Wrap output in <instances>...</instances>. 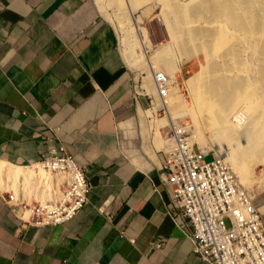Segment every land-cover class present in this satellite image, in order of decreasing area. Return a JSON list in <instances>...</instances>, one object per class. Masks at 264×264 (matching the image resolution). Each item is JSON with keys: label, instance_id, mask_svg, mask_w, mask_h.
<instances>
[{"label": "crops", "instance_id": "obj_1", "mask_svg": "<svg viewBox=\"0 0 264 264\" xmlns=\"http://www.w3.org/2000/svg\"><path fill=\"white\" fill-rule=\"evenodd\" d=\"M136 78L95 0H0V264H208L170 212L169 143L159 127L133 134L148 106ZM58 144L84 167L87 201L34 226L6 198Z\"/></svg>", "mask_w": 264, "mask_h": 264}, {"label": "bare ground", "instance_id": "obj_2", "mask_svg": "<svg viewBox=\"0 0 264 264\" xmlns=\"http://www.w3.org/2000/svg\"><path fill=\"white\" fill-rule=\"evenodd\" d=\"M144 1L124 0V3L133 14L135 7ZM157 1L162 2L172 45L156 49L154 55L151 53L152 61L145 51L140 52L149 67L159 64L171 78L165 92L167 117L157 118L154 126L158 129L165 122L163 126L176 124L178 115H189L193 122L189 128L191 138L209 143L211 147L207 145L206 150L219 154L243 186L259 185L264 177V0ZM107 3L118 9L123 7L121 0ZM127 14H123L122 21L128 20ZM132 20L135 21L133 15ZM133 27L122 29L120 41L127 62H139L141 66V54L138 52V58H133L131 47L146 48L147 38L145 32L132 31ZM172 46L197 62V70L184 78L189 103L180 98L175 71H181V63L175 64ZM149 89L152 91L153 87L147 86V92ZM256 168H261L262 176L253 175Z\"/></svg>", "mask_w": 264, "mask_h": 264}, {"label": "built area", "instance_id": "obj_3", "mask_svg": "<svg viewBox=\"0 0 264 264\" xmlns=\"http://www.w3.org/2000/svg\"><path fill=\"white\" fill-rule=\"evenodd\" d=\"M152 81L155 96L142 87L139 92L148 99V111L156 118L160 112L166 116L169 76L153 71ZM185 126L181 120L160 128L169 143L159 152L161 171L171 187L174 223L190 241L192 252L208 264H264V217L253 192L219 154L199 148ZM24 168L6 201L11 210L27 212L29 224H64L83 208L90 190L85 170L63 145L50 146Z\"/></svg>", "mask_w": 264, "mask_h": 264}, {"label": "rangeland", "instance_id": "obj_4", "mask_svg": "<svg viewBox=\"0 0 264 264\" xmlns=\"http://www.w3.org/2000/svg\"><path fill=\"white\" fill-rule=\"evenodd\" d=\"M95 1H96L97 5L99 6L100 10L102 11V13L104 14L106 20L109 22V24L115 30L119 50L123 56L125 63L130 68H132L133 72L136 73V75H137V78H136L137 81L135 84L137 86V91L139 92L140 88L142 87L147 92V90H146L147 86L149 88L153 87V89H151L152 91H150V89H149L148 92L150 93V96H155V94L151 93V92L155 91L154 90L155 87L152 83L153 82L152 81V74H153V71H161V72L165 73L164 69H163V67L159 66V64H155V65L150 64L151 65L150 66L151 68H150L147 65L148 61L146 62L144 60V56L140 52L145 51V55L147 56V58L150 61H152L151 57L154 55V52L156 49H158L162 46H165V45H169V46L172 45L170 43V34L167 31L164 14L162 12L163 10H161V9H163L162 8L163 7L162 2L157 1V0H155V1L154 0H145L143 3L138 4L135 7L133 14H131L129 9L128 8L126 9L127 6L125 5L124 0H121V2L123 3L122 9H118L114 5L108 4L107 0H95ZM123 11H125L126 14L128 13L127 14L128 20L127 19H125L124 21L121 20V19H124L123 14L125 12L123 13ZM121 15H122V17H121ZM132 15L135 18V21L132 20ZM136 17H140L141 19L140 18L136 19ZM130 22H131V24H130ZM129 25L131 27H133V25H135V28L133 27L132 31H134L136 34H137V32L139 34H142V32H145V34H146V38H147L146 42H147L148 47L145 46V44H144V46L146 48H144V49H141L140 46H134V49L131 47V52H130L133 54V58L135 57L136 59L138 58L139 53L141 54L142 57H140V58H143V61L141 62V66H139V62H132L133 64L127 62L126 56L124 54V46H123L122 41H120L123 38L122 29H124V27L125 28L128 27ZM172 48H173L172 58L175 59V64L178 65V63H181V65H180L181 71H178V70L175 71V74L177 76V80L180 83V93H181L180 98L183 101H185L186 103H189L190 98H189V94L187 93L188 89L185 86V83H184L185 79L184 78L192 75L197 70V62L193 58H186L183 55H181V53L178 52L176 46H172ZM168 76H169V81H170L171 80L170 75H168ZM181 80H183V81L181 82ZM148 110H150V109H148V106H146L145 110H143L142 112H140L138 114L139 121H134L135 122V129L133 130V134L138 136V138H139L138 140H139V142L141 141V144H143V137H145L146 139L150 138L149 140L155 139V137L153 135V132H154L153 130H154V125L157 123L156 122L157 118L158 119L159 118L164 119L165 117H167V115L165 116V114L160 112L159 115L157 116V118L155 119L154 114H151V111H148ZM153 111H155V109H153ZM143 114H145L144 117L142 116ZM146 117H149V118L146 119ZM181 120L188 124V127L185 126V128H187V130L189 131V128L190 127L192 128V125H193V122L190 119L189 115H187V114H184L183 116L178 115L175 118V123L178 121H181ZM165 123H167V122H165ZM163 125H159V130L161 127H164ZM165 126H167V125H165ZM160 132H161V130H160ZM189 133H190V131H189ZM204 134H206V132ZM190 135H191V133H190ZM194 142L198 145L199 148H202L205 151H207L205 148L207 145H209V148L211 147V145L209 143L206 145V143H200L198 141H194ZM212 149H213V147H212ZM211 158H212L211 155L207 156L206 160L208 161ZM19 172H20V170L16 169L15 171H13L11 173L13 175H16ZM253 175L258 176V177L262 176L261 168H256L253 171ZM248 189L253 192V194L255 196V202H256V205L258 206L259 210H260V207H263L260 211L264 212V177H263V180L261 181V183L259 185H256V186L252 185L251 187H248Z\"/></svg>", "mask_w": 264, "mask_h": 264}]
</instances>
